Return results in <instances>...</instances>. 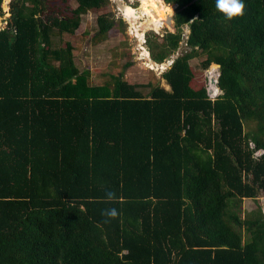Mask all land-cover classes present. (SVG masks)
I'll return each mask as SVG.
<instances>
[{"label": "trees", "instance_id": "1", "mask_svg": "<svg viewBox=\"0 0 264 264\" xmlns=\"http://www.w3.org/2000/svg\"><path fill=\"white\" fill-rule=\"evenodd\" d=\"M77 1L9 0L0 27V264H264V0L231 20L166 0L177 30L147 36L159 63L186 40L170 87L92 84L62 36L94 10L102 40L128 21L114 0Z\"/></svg>", "mask_w": 264, "mask_h": 264}, {"label": "rangeland", "instance_id": "2", "mask_svg": "<svg viewBox=\"0 0 264 264\" xmlns=\"http://www.w3.org/2000/svg\"><path fill=\"white\" fill-rule=\"evenodd\" d=\"M125 5H129V0H121ZM120 0H114L109 11L113 14L118 15V11L122 2ZM168 3V2H167ZM4 10L6 11L5 16L0 17V27L7 26V19L12 14V5L9 3V0H4ZM73 7L78 5L77 0H71ZM169 4V3H168ZM171 5V4H170ZM131 6V5H130ZM139 9L142 20L146 21L148 17L144 12L143 0H137L135 5ZM176 12V5H171ZM127 14L128 24L126 25V30L121 28L115 29L106 39L97 38L99 35V22L98 17L102 13L101 11L94 10L85 14L83 16L82 26L76 30L74 35L64 34L62 36L61 45L65 46L67 41H71L75 46V56H77V62L82 70L90 69L92 71L91 81L95 86L106 85L107 83L114 82V76L120 75L122 71L125 72V78L133 83H148L151 81L162 82L163 85L170 87L167 83V80L164 78V74L173 66L174 61L182 54L187 51L186 40L182 42V46L179 51L168 59L164 63H155L152 51H149L148 37L147 41H141L139 44L137 31L135 29L134 34L132 32L133 23L136 25L131 16L128 15L127 11L124 9ZM49 13V12H48ZM131 19H130V18ZM130 20H129V19ZM149 21V20H148ZM168 30L176 31V26L172 27L170 24L166 25L162 29L150 28L147 33H166ZM186 39L189 34V29L186 30ZM138 38H136L135 36ZM164 36V35H162ZM145 49V50H144ZM149 52V56L144 54L146 51ZM146 56V57H145ZM151 58V59H149ZM205 59V56L202 58H194L191 63L197 67V74L202 81L207 79L208 88L211 90L212 96L218 95L221 91L216 85V80L220 72V66L216 64L211 65L207 70L201 68V62ZM154 61V62H153ZM128 62H133L134 64L128 68L126 65ZM206 81V80H205ZM261 200L263 202L264 193L260 194ZM257 208V203L252 199H245L243 202L242 216H245L247 211H251Z\"/></svg>", "mask_w": 264, "mask_h": 264}, {"label": "bare ground", "instance_id": "3", "mask_svg": "<svg viewBox=\"0 0 264 264\" xmlns=\"http://www.w3.org/2000/svg\"><path fill=\"white\" fill-rule=\"evenodd\" d=\"M121 2H122L121 5L123 6V10L125 9L128 15L131 16V18L136 23L135 26L137 27L136 31H137V36L139 38L138 42L140 45H142L141 41L144 40V35L146 33V30L150 28H154L157 30L161 29L164 26V23H168L169 19L174 14V8L170 4H167L166 0H143V4H144L143 9L145 11L144 13L147 14L148 17H151V19L147 18L146 21H143L139 9L132 7L130 5H125L123 1ZM144 54L145 55L147 54L149 56V52L147 51V49L144 52Z\"/></svg>", "mask_w": 264, "mask_h": 264}, {"label": "clouds", "instance_id": "4", "mask_svg": "<svg viewBox=\"0 0 264 264\" xmlns=\"http://www.w3.org/2000/svg\"><path fill=\"white\" fill-rule=\"evenodd\" d=\"M215 6H216L217 11L222 13L223 17L227 20H231L234 17L242 15L243 10H244L243 0H215ZM171 57H173V56H171ZM216 65H218V64H216ZM217 80H219V77ZM217 80H216V85H217ZM217 87L221 91L220 87L219 86H217ZM211 93L212 92L210 90V94ZM261 153H262V151H259L257 155H260ZM111 195H112L111 193L108 194L109 198H111ZM107 215L115 217L117 215L116 209L113 208V209L108 210Z\"/></svg>", "mask_w": 264, "mask_h": 264}, {"label": "built area", "instance_id": "5", "mask_svg": "<svg viewBox=\"0 0 264 264\" xmlns=\"http://www.w3.org/2000/svg\"><path fill=\"white\" fill-rule=\"evenodd\" d=\"M129 2V5H131L132 7H135V8H137L135 5H136V3H137V0H129L128 1ZM118 17H124V18H127V14H126V12L123 10V8L120 6V9H119V11H118V15H117ZM130 18V17H129ZM128 18V19H129ZM131 19V18H130ZM129 19V20H130ZM166 25H168V23H164V26L163 27H165ZM162 27V28H163ZM137 27L133 24V26H132V32H133V34H134V31H135V29H136ZM161 28V29H162ZM147 31H146V33H145V35H144V41L146 42L147 41ZM160 34H162V35H165V33L163 34V33H160ZM135 36V35H134ZM136 37V36H135ZM137 38V37H136ZM138 39V38H137ZM263 203H264V199H263Z\"/></svg>", "mask_w": 264, "mask_h": 264}, {"label": "water", "instance_id": "6", "mask_svg": "<svg viewBox=\"0 0 264 264\" xmlns=\"http://www.w3.org/2000/svg\"><path fill=\"white\" fill-rule=\"evenodd\" d=\"M175 8H177V5ZM175 13L176 12L174 11V14L171 16V18L169 19V22H168L172 27H174L176 25ZM147 47H148L149 51H151L149 44H147ZM155 63H158V62L155 61ZM217 86H219V80H217Z\"/></svg>", "mask_w": 264, "mask_h": 264}, {"label": "flooded vegetation", "instance_id": "7", "mask_svg": "<svg viewBox=\"0 0 264 264\" xmlns=\"http://www.w3.org/2000/svg\"><path fill=\"white\" fill-rule=\"evenodd\" d=\"M166 3H167V1H166ZM168 4V3H167Z\"/></svg>", "mask_w": 264, "mask_h": 264}]
</instances>
